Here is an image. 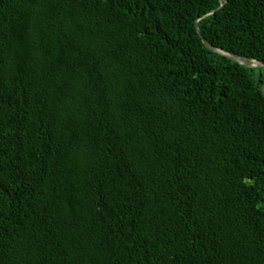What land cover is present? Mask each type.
Instances as JSON below:
<instances>
[{"label": "trees", "instance_id": "trees-1", "mask_svg": "<svg viewBox=\"0 0 264 264\" xmlns=\"http://www.w3.org/2000/svg\"><path fill=\"white\" fill-rule=\"evenodd\" d=\"M264 0H0V264H264Z\"/></svg>", "mask_w": 264, "mask_h": 264}, {"label": "water", "instance_id": "water-1", "mask_svg": "<svg viewBox=\"0 0 264 264\" xmlns=\"http://www.w3.org/2000/svg\"><path fill=\"white\" fill-rule=\"evenodd\" d=\"M203 43L209 48L211 49L212 51L214 52H217V53H220L222 55H225L229 58H231L232 60L236 61V62H239L240 64L248 67V68H256V67H264V64L263 63H260L258 61H248V60H244V59H241L239 57H236V56H233L231 54H227L221 50H218L216 48H214L213 46H211L204 38H203ZM263 93H264V88H263Z\"/></svg>", "mask_w": 264, "mask_h": 264}]
</instances>
